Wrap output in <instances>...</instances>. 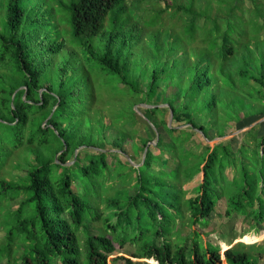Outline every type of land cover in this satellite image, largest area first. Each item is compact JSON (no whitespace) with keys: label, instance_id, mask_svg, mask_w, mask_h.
I'll use <instances>...</instances> for the list:
<instances>
[{"label":"trees","instance_id":"obj_1","mask_svg":"<svg viewBox=\"0 0 264 264\" xmlns=\"http://www.w3.org/2000/svg\"><path fill=\"white\" fill-rule=\"evenodd\" d=\"M144 1L132 8L128 0H0V169L18 149L29 166L18 180L1 179L0 203L23 200L9 208L15 221L3 226L0 264H109L126 245L138 252L118 264H149L135 256L156 264H262L245 243L222 251L204 242L198 226L224 197L227 215L251 217L258 230L264 224V122L246 130L237 150L209 143L212 130L222 137L227 125L264 116V0H156L165 6L146 17L136 14ZM167 13L179 28L166 25ZM135 50L154 59L149 77H133ZM162 80L179 85L165 95L167 107L152 101L164 92ZM104 86H111L110 122L98 106ZM114 92L141 96L151 105L146 120L166 135L156 144L135 141L134 103L114 100ZM219 92L238 100L229 104ZM169 109L190 130L170 126ZM108 131L122 152L127 140L135 153L148 145L142 164L118 157L112 165ZM165 152L179 161L165 166ZM200 172L187 196L184 184Z\"/></svg>","mask_w":264,"mask_h":264},{"label":"rangeland","instance_id":"obj_2","mask_svg":"<svg viewBox=\"0 0 264 264\" xmlns=\"http://www.w3.org/2000/svg\"><path fill=\"white\" fill-rule=\"evenodd\" d=\"M128 4L130 7L134 8L135 3L134 0H128ZM139 11L136 12V14H141L144 17L147 15L151 9L153 8H160L162 6H165V2H158L154 0H145L144 2L139 5ZM165 22L166 25H172L176 28H179L180 23L178 18L172 17L170 18L169 14H165ZM138 47L142 48L141 45H138ZM139 49V48H138ZM143 49V48H142ZM142 51L135 50L136 56L132 58L131 63H132V69H133V77H136L138 74H144L149 77L151 71L155 67L154 59L152 58L151 54L143 57L141 56ZM175 74L177 77V80L181 81L179 77L180 76V70H176ZM167 81V80H166ZM162 80V87L164 92H159L156 97L154 98L153 103L161 104L162 107H167L168 103H164V97L165 95L167 96H172L176 95V91L178 90V84L174 82V85H168V83ZM101 81L99 79L95 80V84L98 85L100 84ZM120 86L124 87L123 84H120ZM148 86L147 82H141V88L143 90L146 89ZM102 87V86H98ZM98 94V106L102 107V110L106 113V122L111 121V110L112 107L109 106L108 102L111 98V86H104L103 89H98L96 90ZM226 96H221V99L227 103L231 102H236L238 100L237 97L235 96H230L232 92H224ZM114 100L121 98L124 102H126L128 105L133 102L134 104V109L137 112V123L134 125L135 128H137V133L134 135V140L139 142V144H142L141 139H149L152 143L151 144H156L158 139H159V134L162 132L163 134L166 135L163 129L157 128L152 121H147L146 117L144 115V104H147L146 102L144 103L142 101V97L137 95V97H134L132 95H127V94H116L114 92L113 94ZM243 98V97H242ZM179 104V101L177 100L176 105ZM221 110L225 111V115L227 118L233 117L232 111L229 112L226 108L220 107ZM166 117L170 119V109L165 111ZM226 117L222 119H226ZM264 117V116H263ZM254 116H249L245 118L244 120L239 121V123H231L226 126V137L219 139L218 142H230L234 148V150H237V148L241 145V140L246 131L242 132H237V130L244 128L248 126L254 119ZM262 118V117H261ZM260 118V119H261ZM199 122H204L203 119L200 117L197 119ZM259 120V119H258ZM180 123H174L172 126H179L180 128H185L186 130H190V125H185L181 126ZM194 131H197L194 129ZM108 141L104 145L105 150L109 152L107 159L108 161L114 165L116 163V160L118 157H121L125 162L129 164H133L136 166H139L142 164L143 159L145 157V151L144 152H139L135 153L134 149L132 147V142H129L128 140L124 144V150H127L126 152H122V150L117 149L112 142H110L111 137L113 135H116V132L113 131V134L111 131H108ZM218 131L212 130L211 131V136L212 138H219L221 136H218ZM131 137V136H130ZM168 138V137H166ZM212 139V140H213ZM211 140V139H210ZM216 142V143H218ZM211 145H214V141H209ZM25 147V146H24ZM82 148V147H81ZM79 148V150L81 149ZM166 149V147H164ZM113 152V153H110ZM163 162L165 166H169L170 164L173 165L174 162H178V158L176 157L173 160L169 156L167 152L162 155ZM34 159L32 158V161ZM73 159H70L68 163H72ZM27 167L28 163L26 162V153L23 151V149H18L14 150L11 155L8 157L7 161L4 163V165L0 169V183L1 179H7V180H18L21 177H24L27 172ZM251 167H253V164H251ZM254 171V168L251 169V172ZM233 170L228 169V175L230 177L233 176ZM237 177L239 180H242V175L238 173ZM203 178V173L200 172L195 175V177L184 184V188L187 190L186 195L187 196H192L194 195L193 189L199 184V182ZM113 182V181H112ZM110 183V182H109ZM81 185L80 179L76 180V189L79 188ZM1 186V185H0ZM104 191V195L108 194L110 191ZM136 189L134 187H130V193H134ZM112 192V191H111ZM23 200V197L17 198L16 200H13L12 202L4 201L3 203H0V245L4 243L5 239V229L4 225H13L15 221V216L14 214L9 210V208L16 209L19 205V203ZM227 200L226 198H221L217 208L215 211L212 213L211 216H209V221L205 224H200L198 226L199 230L201 231V238L205 242L206 240H211L215 245H220L222 251H224L227 246L229 245H238L239 243H245L247 244L246 248L253 252V257L256 259L258 257V260L260 263L264 264V224L260 227V230L256 229L255 222L251 219V217L244 218L241 215H239L237 212H233L230 215H227L226 210H227ZM100 207L103 212L109 213L110 208L106 207V202H101ZM96 225L100 226L101 222L97 221L96 223L93 224V227L91 228V232H98V229H96ZM178 228L182 231L184 235H187L190 233L191 229L190 226L188 225L187 222H183L180 220L178 222ZM256 229V230H255ZM85 233V230H83ZM137 249L133 245H126L123 248H118L117 252L111 254L109 256V264H118L119 261L117 260V257L119 256H126V257H133L134 254H137ZM22 250H19L18 253L20 254ZM134 260L140 261V262H147L149 264H156L152 260H148L143 257H138L135 256ZM123 261V260H121ZM120 261V262H121ZM2 264H6L5 261L2 262ZM223 264H227L226 261L223 262Z\"/></svg>","mask_w":264,"mask_h":264},{"label":"water","instance_id":"obj_3","mask_svg":"<svg viewBox=\"0 0 264 264\" xmlns=\"http://www.w3.org/2000/svg\"><path fill=\"white\" fill-rule=\"evenodd\" d=\"M145 106H151L150 104H144ZM168 105V104H167ZM173 120H174V111H173V109H170V119H169V125L170 126H172V124H173ZM264 120V117L263 118H261V119H259V120H257V121H254L253 123H251V124H249L248 126H246V127H244V128H241V129H239V130H237V132H242V131H246V130H248V129H250L251 127H253L254 125H256L257 123H259V122H261V121H263ZM226 136H222V137H219V138H214L213 140H209L210 142L211 141H214V143H216V142H218L219 141V139H221V138H225ZM150 143H152V142H150ZM149 143V144H150ZM147 150H148V145H147V147H146V149H145V156H146V153H147ZM77 152H78V150H77ZM76 152V153H77Z\"/></svg>","mask_w":264,"mask_h":264},{"label":"crops","instance_id":"obj_4","mask_svg":"<svg viewBox=\"0 0 264 264\" xmlns=\"http://www.w3.org/2000/svg\"><path fill=\"white\" fill-rule=\"evenodd\" d=\"M263 118V117H262ZM262 122H264V120L263 121H261L260 123H262ZM262 133H264V127L262 128V131H261Z\"/></svg>","mask_w":264,"mask_h":264}]
</instances>
